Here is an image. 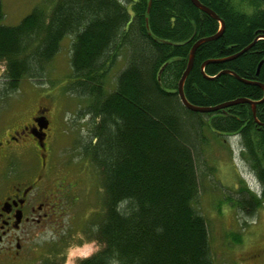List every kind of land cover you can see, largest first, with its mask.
<instances>
[{
    "label": "trees",
    "instance_id": "16d2710c",
    "mask_svg": "<svg viewBox=\"0 0 264 264\" xmlns=\"http://www.w3.org/2000/svg\"><path fill=\"white\" fill-rule=\"evenodd\" d=\"M200 1L225 25L197 47L186 98L214 106L244 97L254 106L201 112L183 105L178 85L191 50L220 29L192 0H42L16 25L2 22L0 0L1 95L17 91L26 77L44 82L47 65L71 38L62 89L91 117L77 144L103 190L101 209L83 230L101 248L79 264H213L199 203V168L214 171L200 148L206 123L241 139L261 183L257 192L241 176L238 196H230L238 210L254 214L264 203V89L255 83H264V39L246 49L264 33V0ZM57 261L45 260L64 263Z\"/></svg>",
    "mask_w": 264,
    "mask_h": 264
},
{
    "label": "rangeland",
    "instance_id": "374dc122",
    "mask_svg": "<svg viewBox=\"0 0 264 264\" xmlns=\"http://www.w3.org/2000/svg\"><path fill=\"white\" fill-rule=\"evenodd\" d=\"M1 1L5 12L2 22L7 25L18 24L35 5L42 2ZM69 38L63 40L60 51L47 65L44 82L38 83L36 78L26 77L21 80L17 91L7 93V96L0 94V141L4 143L3 150L11 151L8 163L0 156V191L14 181V177L33 180L40 175L41 189H45L53 201L56 196L70 197V208L64 210L62 205L50 225L33 224L26 235L22 234L25 237V257L14 262L1 259L0 264H46V259L79 264L82 257L101 248L97 240L83 235L86 223L101 209L103 190L97 169L86 157L81 158L77 144L87 134V121L91 117L84 113V106L80 110L81 100L77 96L62 89L70 69ZM4 70L5 65L0 63V93ZM40 116L49 121L45 139L49 149L40 152L45 154L44 162L48 160V165L54 167L53 163L57 161L61 170L65 167L63 174L61 171L45 172L47 165L41 168L35 146L36 136L30 130L34 118ZM219 133L206 123L203 126L206 139L200 146L206 158L205 164L214 170L210 174L199 168V203L209 223L213 264H264V203L254 214H248L239 211L235 200L230 198L231 195L238 196L236 188L241 176L252 188H259L257 192L261 191V183L245 158L241 139ZM14 135H17L16 141L11 138ZM3 150L2 153L7 152ZM63 178L70 189L62 192L58 190L57 183ZM64 232L70 235V241H59L57 250L54 238Z\"/></svg>",
    "mask_w": 264,
    "mask_h": 264
},
{
    "label": "flooded vegetation",
    "instance_id": "af4514ba",
    "mask_svg": "<svg viewBox=\"0 0 264 264\" xmlns=\"http://www.w3.org/2000/svg\"><path fill=\"white\" fill-rule=\"evenodd\" d=\"M263 35L264 33L257 35L249 46H253L257 39H264ZM249 46L247 47L249 48ZM32 125L38 126L36 122H32L30 126ZM47 129H43L45 132L43 146L35 138V146L41 160V168L47 165L48 169L45 172L61 171L63 174L65 167L61 170L57 166V161L53 163L54 167L51 164L48 165V160L44 162L45 154L42 155L40 152L43 149H49L45 142ZM17 134H19V131ZM11 138L13 140L18 139L17 135L11 136ZM3 146L4 143L0 141V156L7 160L6 162L8 163L11 151L9 152L6 148L3 150ZM1 149L7 152L2 153ZM19 174L16 173L15 175ZM65 175L67 174L65 173ZM39 177L40 175H37L36 179L34 178L33 180L14 177V181L0 191V260L4 259L8 262H14L24 258L26 245L23 241L25 237L22 234L26 235L28 229L33 227V224L34 226L40 224L50 225L54 220L53 216L62 205H64V210L70 208V197L60 194L61 196H56L55 201H53L45 189H41ZM57 186L58 190L62 192L70 189V186L66 185L64 178L58 181ZM65 236H68L66 232L54 238V240L57 244H59V241L62 243L66 239Z\"/></svg>",
    "mask_w": 264,
    "mask_h": 264
},
{
    "label": "water",
    "instance_id": "95a60500",
    "mask_svg": "<svg viewBox=\"0 0 264 264\" xmlns=\"http://www.w3.org/2000/svg\"><path fill=\"white\" fill-rule=\"evenodd\" d=\"M192 2L197 6L199 7L200 9L208 12L210 15H212L214 18H218V14L213 10L211 9L210 7H208L207 5L203 4L200 0H192ZM224 21H222V26L224 27ZM220 36V33L214 35V36H211V37H208V38H204V39H200L198 40L192 50H191V54H190V57H189V62H188V65H187V68L185 69L184 73L182 74V77L179 81V85H178V91H179V96L181 98V101L183 103V105L189 109H192V110H195V111H201V112H208V111H213V110H216V109H219V108H222V107H225V106H228V105H231V104H235V103H239V102H250L253 104V106L255 105V103L257 101H254V100H250L248 98H244V97H241V98H237L235 100H232V101H227V102H224V103H220L218 105H214V106H196L194 104H192L187 98H186V95H185V92H184V82L193 66V62H194V57H195V53H196V49L197 47L203 43L204 41L206 40H211V39H215V38H218ZM238 54H234L226 59H230V58H233V57H236ZM207 62L203 63L202 67L204 68L205 64ZM223 72H227V70H224ZM233 74L240 78L241 77L233 72ZM252 83H254V81H250ZM257 84H259L263 89H264V83L262 82H255ZM264 99V98H263ZM35 122L38 124L39 128L37 126H32L31 127V132L33 133V135L36 136V138L38 139V141L40 142V144L43 146L44 145V137H45V132L43 131L44 128H48V125H49V121L48 119L45 117V116H40V117H36L34 118Z\"/></svg>",
    "mask_w": 264,
    "mask_h": 264
},
{
    "label": "bare ground",
    "instance_id": "6f19581e",
    "mask_svg": "<svg viewBox=\"0 0 264 264\" xmlns=\"http://www.w3.org/2000/svg\"><path fill=\"white\" fill-rule=\"evenodd\" d=\"M199 8V7H198ZM202 10V9H201ZM204 11V10H203ZM206 12V11H205ZM206 13H208V12H206ZM209 14V13H208ZM215 19H218L219 20V22H220V29L218 30V32L217 33H215V34H213V35H209V36H205V37H201L200 39H204V38H208V37H211V36H214V35H216V34H218V33H220V35L222 34V32H223V30H224V27L222 26V20H220L219 19V16H218V18H215ZM263 37H264V35H263ZM200 39H198V40H200ZM197 40V41H198ZM212 40V39H211ZM258 40V39H257ZM196 41V42H197ZM206 41H208V40H206ZM195 42V43H196ZM249 46V45H248ZM250 47V46H249ZM248 47H246V49H247ZM238 136V135H237ZM234 137H236L235 135H234ZM261 160V159H260Z\"/></svg>",
    "mask_w": 264,
    "mask_h": 264
}]
</instances>
